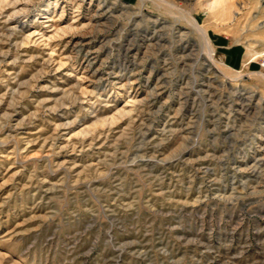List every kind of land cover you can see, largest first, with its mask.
<instances>
[{
	"label": "rangeland",
	"instance_id": "rangeland-1",
	"mask_svg": "<svg viewBox=\"0 0 264 264\" xmlns=\"http://www.w3.org/2000/svg\"><path fill=\"white\" fill-rule=\"evenodd\" d=\"M39 1L32 5L31 24L13 34L6 18L14 4L0 14V264H264V163L256 162L262 173L244 178L234 167L243 154L254 156L264 102L256 107L257 99H246L229 107L221 96L231 93L230 85L208 86L199 73L193 87V72L209 73L197 58L204 49L200 34L191 29L195 42L183 52L187 37L170 22L142 20L138 28L155 34L134 61L154 63L156 70L125 72L145 96L129 111L133 105L115 77L121 63H133V52L119 50L118 37L124 40L139 0H119L125 7L133 3L130 12L102 19L98 35L86 25L98 2L85 0L81 29L49 40L41 33L68 25L75 7L69 3L60 16L64 0H49L55 25L47 26L46 13L35 14ZM173 1L205 24L217 59L236 68L224 73L264 96V0H227L225 13L209 12L204 0ZM144 5L146 17L174 20L165 5ZM28 28L41 33L26 41ZM82 37L94 43L87 56L76 43ZM92 55L97 58L87 67ZM104 82L110 94L91 92ZM194 88L205 92L197 96ZM183 152L189 154L180 157Z\"/></svg>",
	"mask_w": 264,
	"mask_h": 264
},
{
	"label": "bare ground",
	"instance_id": "bare-ground-1",
	"mask_svg": "<svg viewBox=\"0 0 264 264\" xmlns=\"http://www.w3.org/2000/svg\"><path fill=\"white\" fill-rule=\"evenodd\" d=\"M38 0H0V14L5 11V7L7 5H9L10 3H13L14 4V11L12 13H9L7 15V21L8 23H11L10 24V31L11 33L10 34H13V32L15 33V31H17L18 28H20V30H23L26 26L30 25L31 23H28V20H30V17H31V8H32V5L37 3ZM58 2L59 0H55V2ZM84 1L85 0H64V3L65 4H60V7L62 8L61 9V13H60V16L63 15L64 13V8H66L67 5H70L69 3H71V5H73L75 7L74 9V16L73 17V21L69 22V24L66 26H58V24L56 25V29H55V32H53L52 34H48L47 32L43 31L41 33V31L39 32L38 28H34L33 30H28V32L25 34V40L26 41H31V40H35L33 39V37L38 34V33H41V36L43 38H45V35H47L48 37V40L49 39H53L55 37H60L62 38L61 36H63V34H65L66 32H69L72 30H78V29H81L80 27H78L79 25V22L81 21L82 18H80V14H81V8H82V4H84ZM94 1H97L98 4L96 5V8L94 9V13L92 15H89L87 18L89 20V22H86L85 24L86 25H94L92 28L95 30H93L94 34L93 35H98L99 33V26L101 25V23L105 22H100L102 19H109V18H114V13H116V11H119V10H122V11H128L130 10V7L133 6V3H130V5H120L119 3L121 1L119 0H90V2H94ZM113 4L112 7L111 6H108V2H110ZM147 0H139L140 2V6H139V9L136 11H128L130 12L131 14V18L129 20V25L128 27H126L127 32H126V36L124 38V40H122V38L118 37L119 39V44H118V48L119 50H123L125 55H127L128 52H133L131 58L133 60H131L133 63H130V64H125V63H121L122 64V67L121 69H119L118 72H120V74H118L116 77H115V81L117 83H119L118 85L119 86H124L126 88V96H127V100H126V103H131L133 106L132 108L129 109V111H131L133 109V107H135L138 103H143L144 100H145V96L141 97L142 93L140 92V87L138 88H133L132 87V84L134 83V78L132 77V74H127L125 72H132L133 74H138L140 75L141 72H145V71H150V72H153L156 70V65L153 63V64H145V65H142V66H138L134 60H136L137 58L140 57V55L142 53H145L144 51V48H147L146 46L149 44V43H152V42H149L147 44V41L148 40H152L153 37H154V34H155V31L153 32V35H151L150 37L147 35L148 34V27H145L143 28L142 30H140L138 28V21H142V20H146L148 23H151L152 25H157V24H160V25H166V23H169L170 22V26H172V28L175 30L174 32H176L178 34V36H181L182 38L183 37H187V40H185L186 42V45L183 47V52L184 51H187V50H190V47L193 45V38L190 36V32H191V29L193 30H196L201 38H202V42H203V46H204V49L203 51H200L198 54V57L197 58H200V59H203L205 60V69L206 71H209L206 72L207 74H203L202 72H193V75L191 77V84H193V87L197 86V83L199 82L200 79H198L197 77V74L196 73H199L203 76L202 77V81H208V86H212V84L216 81H219L220 83L222 84H229L230 85V88H231V93L229 92H226L225 95H222L221 97H223L225 100L222 101L223 104L227 105L229 104V107L230 106H235L236 104H239L240 103V100L241 101H244V100H250V103L253 102V100L257 99L256 102H255V105L256 107L259 106V103H263L264 102V96L259 94L258 91L256 90H250L248 89L247 87H244L240 84H237L236 82H238L239 79H235L234 77L232 76H228L227 74L224 73V70L227 69V68H230V69H236L234 68L232 65L228 64L225 60L224 61H220L217 59L216 57V51H215V48H214V44L212 42V39L209 35V32H208V29L205 27V24H202L200 22V20L194 15L192 14L191 10L190 9H187V8H181L179 6H177V4H175V2L173 0H153L154 3L158 6H160L161 8H166L169 10L168 13L170 12V14L173 16L174 20L173 21H169L168 18H161V17H146L145 16V12L143 11V5L145 4ZM40 2V1H39ZM67 2V3H66ZM49 3L50 1L49 0H44V1H41L40 4H39V8L37 10L38 13H35V14H39V13H46L43 17H45V20H43V22H46L47 23V26H54L55 22H51L52 20V16L53 14L51 13L53 10L52 8H50L49 6ZM148 3V2H147ZM204 5H205V8L208 9L209 12L211 13H216V12H223L225 13L227 11V0H204ZM136 4V3H135ZM165 5V6H164ZM145 6V5H144ZM138 8V7H137ZM131 10H133L131 8ZM53 12H55V9L53 10ZM42 16V15H41ZM116 16V15H115ZM178 16H181L183 18H185V20L187 21V24H180L179 20L181 19L180 17L178 18ZM21 17H25V19L23 20H20ZM109 21V20H108ZM50 22V23H49ZM182 22V21H181ZM44 24V23H43ZM61 24V23H60ZM106 24V23H105ZM9 25V24H8ZM81 25V24H80ZM96 25V26H95ZM34 26V25H33ZM102 26V25H101ZM111 26V25H110ZM168 27V26H167ZM158 28H162L163 27H158ZM157 28V29H158ZM82 31V30H81ZM80 31V32H81ZM152 31V30H151ZM90 32V31H89ZM141 32H143L141 34ZM75 33V32H74ZM78 33V32H77ZM83 33V32H81ZM80 34V33H79ZM117 34V33H116ZM171 34V33H169ZM73 35V33H72ZM78 35V34H77ZM83 35V34H82ZM166 35V34H165ZM163 35V36H165ZM92 36V35H91ZM141 36V38H140ZM162 36V37H163ZM46 37V38H47ZM98 37V36H97ZM146 37V41L144 40V38ZM166 37V36H165ZM164 37V38H165ZM180 37V38H181ZM159 38V36H158ZM181 38V39H182ZM56 39V38H55ZM86 37H82V38H79L77 39L76 43L77 45L80 47L78 48V50L80 48H85L87 49L86 50V53H85V56L89 55V50L94 46V43L92 38H90V40H85ZM107 39V38H106ZM180 39V40H181ZM184 39V38H183ZM182 39V40H183ZM186 39V38H185ZM155 40V39H154ZM179 40V39H178ZM180 40H179V43H180ZM181 40V41H182ZM71 41V40H70ZM115 41V40H114ZM173 41V40H171ZM47 42V41H46ZM73 42V41H72ZM49 43V42H47ZM67 43V42H66ZM70 43V42H69ZM99 43V42H98ZM170 43V42H169ZM168 43V44H169ZM199 43V42H198ZM90 44V45H89ZM102 44V43H101ZM162 44V43H161ZM164 44V43H163ZM172 44V42H171ZM170 44V45H171ZM174 44V43H173ZM172 44V46H173ZM76 45V44H75ZM153 45V44H151ZM195 45V44H194ZM74 47V46H73ZM153 47V46H152ZM169 47V46H168ZM196 47V46H195ZM194 47V48H195ZM76 48V46H75ZM102 48V47H101ZM100 49V48H99ZM99 49L96 51L98 52ZM104 49V48H103ZM192 49V48H191ZM197 49V48H196ZM81 50V49H80ZM182 50V49H181ZM202 50V49H201ZM93 51H94V48H93ZM109 51V50H108ZM193 51V50H192ZM197 51V50H196ZM191 52V50L189 51ZM71 53V52H70ZM109 53V52H108ZM167 53V52H166ZM165 53V54H166ZM188 53V52H187ZM195 53V52H193ZM7 54V53H6ZM164 54V55H165ZM173 54V53H172ZM192 53H190L191 55ZM180 55V53H179ZM185 55V53H184ZM183 53H182V56H184ZM188 55V54H187ZM195 55V54H194ZM9 56V55H8ZM74 56V55H73ZM193 56V55H192ZM53 57V52L51 50L50 52V58H48V61L51 60V58ZM143 57V56H142ZM171 57V56H170ZM177 57V56H176ZM187 57V56H184V58ZM190 57V56H189ZM195 57V56H194ZM97 56H89L88 58V65L86 64L87 67H90L92 65V62L94 61L93 59H96ZM173 58V56H172ZM179 58V57H177ZM249 58V57H248ZM9 59V58H8ZM180 59V58H179ZM183 59V57H182ZM74 60V59H73ZM185 60V59H184ZM11 61V60H10ZM141 61V60H140ZM139 61V62H140ZM182 61V60H181ZM200 61V60H199ZM119 62V61H118ZM196 62V60H194V63ZM178 63V62H177ZM185 63V61H184ZM193 63V65H194ZM198 63V62H197ZM63 59L60 60V62L58 63V67H55L56 69L59 68L61 65H63ZM167 64V63H166ZM188 64V63H187ZM191 63H189L190 65ZM103 65V64H102ZM189 65H188V68H189ZM196 65V64H195ZM117 66V65H116ZM164 66V65H163ZM171 66V65H170ZM46 67H50V64L47 63V66ZM99 67V66H98ZM181 67V66H180ZM51 68V67H50ZM99 68H96L94 69L93 72H99L98 71ZM167 69V68H166ZM164 69V70H166ZM170 69V68H169ZM168 69V70H169ZM172 69V68H171ZM182 69H186L185 68H182ZM195 69V68H194ZM190 70V69H189ZM103 71V70H102ZM110 71V70H109ZM112 71V70H111ZM177 71V70H176ZM238 71V70H237ZM114 72V71H112ZM138 72V73H137ZM186 72V71H185ZM107 73H110V72H107ZM239 73V72H238ZM116 74V73H115ZM165 74V73H164ZM167 74V73H166ZM242 74V73H241ZM102 75V74H101ZM243 75V74H242ZM160 76V75H159ZM166 76V75H165ZM264 76V75H263ZM89 77V76H87ZM92 77V76H91ZM107 76H105L106 78ZM190 77V76H189ZM188 77V78H189ZM238 77V76H237ZM240 77V76H239ZM238 77V78H239ZM104 78V77H103ZM101 77V79H103ZM141 78V77H140ZM147 78L149 79V77L147 76ZM168 78V77H167ZM184 78V77H183ZM82 79V78H81ZM88 79V78H87ZM93 80V79H91ZM27 81V80H26ZM98 81V80H97ZM114 81V82H115ZM160 81V80H159ZM187 81V80H186ZM94 82V81H93ZM149 82V80L146 81V84ZM183 82V81H182ZM95 83V82H94ZM187 83V82H186ZM185 83V84H186ZM189 83V82H188ZM203 83V82H202ZM200 82V84H202ZM236 83V84H234ZM30 84V83H29ZM149 84V83H148ZM217 84V83H216ZM158 83L156 82L155 83V86L157 87ZM182 85V84H181ZM154 86V87H155ZM161 86V85H159ZM189 86V85H188ZM201 86V85H200ZM108 87H109V84L107 82H104V84H100V85H96L95 89L91 90V92L95 93L96 95H98V97H102V96H106L108 94H110L112 92V89L111 91L108 90ZM185 87V86H184ZM113 88V87H112ZM158 88V87H157ZM187 88V87H186ZM191 88V86H190ZM197 88V87H196ZM195 89V92L197 93V96L198 95H202L205 91L202 90V89ZM202 88V87H201ZM218 88V87H217ZM216 88V89H217ZM89 89V88H88ZM153 89V88H152ZM179 89V88H178ZM182 89V88H181ZM156 90V89H155ZM185 90H188V89H185ZM209 90V89H208ZM84 92H88L87 89H84L83 90ZM152 91V90H151ZM154 91V90H153ZM180 91V90H178ZM224 91V90H223ZM160 92V91H159ZM150 93V92H149ZM161 93V92H160ZM188 93V91H187ZM209 93V92H208ZM207 93V94H208ZM224 93V92H223ZM155 94V93H154ZM192 94V93H191ZM206 94V96H207ZM211 94V92H210ZM147 95V93H146ZM215 95V94H214ZM233 95V96H232ZM193 95H191L192 97ZM196 96V95H195ZM194 96V97H195ZM216 96V95H215ZM152 97V96H151ZM193 97V98H194ZM146 98H149V96L147 95ZM219 98V96H218ZM169 99V98H168ZM186 99V98H185ZM214 99V98H213ZM212 99V100H213ZM79 100V99H78ZM147 101V100H146ZM156 101V100H155ZM166 101V100H164ZM163 101V103H164ZM177 101V100H176ZM208 101V100H207ZM218 101V100H217ZM154 102V100H153ZM190 102V101H189ZM206 102V101H205ZM215 102V101H214ZM247 102V101H246ZM249 102V101H248ZM92 103V102H90ZM94 103V102H93ZM196 103V101H195ZM208 103V102H206ZM236 103V104H235ZM187 104V103H186ZM194 104V103H193ZM213 104V103H212ZM217 104V103H215ZM213 104V105H215ZM245 104V103H244ZM252 104V103H251ZM152 105V104H151ZM175 105V104H174ZM173 105V108H175ZM184 105V104H183ZM222 105V104H221ZM247 105V104H246ZM254 105V104H253ZM254 105V106H255ZM196 106V105H195ZM207 106V104H206ZM216 106V105H215ZM262 106V105H261ZM193 107V105H192ZM213 107V106H212ZM226 107V106H225ZM244 107V106H243ZM252 106L250 105H247V108H251ZM136 108V107H135ZM182 108V107H181ZM206 108V107H205ZM224 108V107H223ZM233 108V107H232ZM157 109V108H156ZM155 109V110H156ZM171 109V108H170ZM180 109V107H179ZM227 109V108H226ZM230 109V108H229ZM94 110V109H93ZM161 110H162V107H161ZM169 110V109H168ZM176 110V109H175ZM188 110V109H187ZM239 110V109H237ZM242 110V109H241ZM246 110V109H245ZM180 111V110H179ZM227 111V110H226ZM231 111V110H230ZM251 111V110H249ZM160 112V111H159ZM197 112V111H196ZM215 112V111H214ZM229 112V111H228ZM240 112V111H239ZM256 112V111H255ZM264 112V111H263ZM262 112V113H263ZM7 113V112H6ZM246 113V112H245ZM261 113V112H260ZM90 114V113H89ZM205 114V113H204ZM224 114V113H223ZM248 114V113H247ZM5 115V114H4ZM155 115V114H154ZM153 115V116H154ZM229 115V114H228ZM249 115V114H248ZM254 115V114H253ZM257 114H255L254 116H256ZM224 116H227V115H224ZM244 116V114H243ZM252 116V115H251ZM183 117V116H182ZM182 117H181V120H182ZM191 117H193V115H191ZM203 117V116H202ZM240 117V116H239ZM248 117V116H247ZM156 118V117H154ZM215 118V117H214ZM231 118V116H230ZM251 118V117H250ZM253 118V117H252ZM255 118V117H254ZM173 119H176L175 116H173ZM184 119V118H183ZM187 119V118H186ZM194 119V118H193ZM216 119V118H215ZM229 119V117H228ZM190 120V119H189ZM188 120V121H189ZM245 120V119H244ZM248 120V119H247ZM254 120V119H253ZM154 121V120H153ZM170 121V120H169ZM175 121V120H174ZM184 121V120H182ZM187 121V122H188ZM194 121V120H193ZM215 121V120H214ZM223 121V120H222ZM229 121V120H228ZM145 122V121H144ZM152 122V121H151ZM167 122V121H166ZM191 123V122H190ZM217 123V122H216ZM226 123V122H224ZM229 125L231 124L230 121L228 122ZM254 123V122H253ZM150 124V123H149ZM148 124V125H149ZM235 124V123H233ZM232 124V125H233ZM171 125V124H170ZM180 125V124H178ZM190 125V124H189ZM204 125V124H203ZM202 125V126H203ZM244 125V124H243ZM183 126V124H182ZM188 126V125H187ZM249 126V125H248ZM140 127V126H139ZM150 127V125L148 126ZM165 127V126H164ZM189 127V126H188ZM153 128V127H151ZM158 128V127H157ZM225 128V127H224ZM228 128V126H227ZM235 128V127H234ZM189 129V128H188ZM187 129V130H188ZM230 129V128H229ZM252 129V128H251ZM162 130V129H160ZM250 130V129H249ZM248 130V131H249ZM192 131V130H191ZM142 132V131H141ZM173 132V131H171ZM186 132V131H184ZM190 132V131H189ZM193 132V131H192ZM195 133V132H194ZM199 133V132H198ZM247 133V132H246ZM245 133V134H246ZM148 134V133H147ZM185 134V133H184ZM188 134V133H187ZM255 134V133H254ZM186 135V134H185ZM184 136V135H183ZM187 136V135H186ZM184 137L183 140H188L187 138L188 137ZM199 136V135H197ZM197 138V137H196ZM253 140L256 144V147H255V150L253 151L254 152V156H252L251 158L248 157L247 155L243 154L241 156L244 157V159H235L234 160V163L236 164V166H234L236 168V171L239 172V171H243V178L244 177H248L250 175H252V172L253 173H260L262 170H259V165L256 164V162H260V163H264V125L263 127H260V129L258 130V134L257 135H254L253 136ZM251 141V140H250ZM183 142V141H182ZM197 142V141H196ZM181 144V143H180ZM246 145V143H245ZM251 147H253V145L251 144ZM177 151H181L180 148L182 147H178L176 149H178ZM241 148V147H240ZM246 148V147H245ZM234 149V148H233ZM174 150V149H173ZM186 150V148H185ZM260 152H259V151ZM161 151V150H160ZM176 151V150H175ZM188 151V150H187ZM246 152V150H245ZM263 152V154H261ZM172 153V152H171ZM244 153V152H242ZM249 153V152H248ZM173 154V153H172ZM171 154V155H172ZM186 154V152L182 153L180 157H183L184 155ZM189 154V152L187 153ZM186 154V155H187ZM170 155V156H171ZM175 155V154H174ZM250 155V154H249ZM158 156V155H157ZM240 156V155H239ZM134 157V156H133ZM153 157V155H152ZM151 157V158H152ZM173 157V156H172ZM187 157V156H186ZM224 157V156H223ZM141 158V157H140ZM143 158V157H142ZM145 158V157H144ZM149 158V157H148ZM163 159V157H161ZM166 160H167V157H165ZM164 158V159H165ZM161 161H164L162 160ZM225 159V158H224ZM223 159V160H224ZM148 160V159H147ZM150 160V159H149ZM153 160V159H152ZM158 160V159H157ZM137 161V160H136ZM232 161V160H231ZM225 162V161H224ZM229 162V161H228ZM176 163V162H175ZM252 163V164H250ZM150 165V164H149ZM233 165V164H232ZM261 165V164H260ZM206 166V165H205ZM204 166V167H205ZM155 167V166H154ZM203 167V168H204ZM208 167V166H207ZM61 168V167H60ZM224 168V167H223ZM226 168V167H225ZM233 168V167H232ZM201 169V167H200ZM209 169V168H208ZM226 170V169H225ZM224 170V171H225ZM207 172V171H206ZM235 172V171H233ZM251 172V173H250ZM262 173V172H261ZM222 174V173H221ZM260 175V174H259ZM226 176V175H225ZM240 178V176H239ZM236 179V178H235ZM254 179V178H253ZM263 180V179H262ZM215 181V180H214ZM234 181V180H233ZM233 181H230V182H233ZM246 181V180H245ZM248 181V180H247ZM246 181V182H247ZM264 181V180H263ZM244 182V180L242 181ZM234 184V183H233ZM233 184L231 185H228V189H230L232 192L235 189V187L233 186ZM243 185L245 187H248V185L246 183H243ZM227 186V185H226ZM256 186H254L255 188ZM220 193V192H218ZM226 193V192H225ZM223 195V194H222ZM224 197V196H223ZM232 231V230H231ZM258 235V234H257ZM180 256V255H179ZM214 259V258H213ZM212 259V260H213ZM216 260V259H215ZM213 262V261H212ZM221 262V261H219Z\"/></svg>",
	"mask_w": 264,
	"mask_h": 264
}]
</instances>
